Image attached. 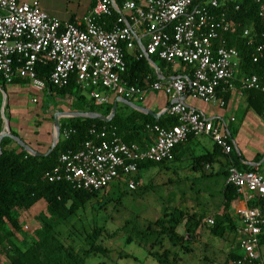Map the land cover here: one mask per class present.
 <instances>
[{"label":"built area","instance_id":"built-area-1","mask_svg":"<svg viewBox=\"0 0 264 264\" xmlns=\"http://www.w3.org/2000/svg\"><path fill=\"white\" fill-rule=\"evenodd\" d=\"M230 1L122 0L119 5L117 0H94L83 21L63 23L37 3L0 0V79L4 84L27 81L35 91L43 92L46 83L38 77V67L52 65L50 84L65 88L74 78L89 99L101 106L109 104L111 96L143 100L150 91L172 100L167 112L177 124L171 128L146 125L151 139L144 146L125 143L115 128H92L80 150L60 155L58 166L46 174V180L87 192H103L113 183L123 182L134 191L140 184L134 179L139 163L171 162L175 149L190 137H208L223 154L230 155L234 147L226 121L209 119L184 102L190 97L225 108L219 91H235L238 79L242 92L259 90L264 94V78L240 77L238 50L220 44L232 24L225 12L217 11ZM260 16H264V5ZM244 35L249 36V31ZM126 53L136 60L148 55L169 65L178 63L190 69V78L159 79L139 88L129 82ZM263 57L261 45L253 55L254 62ZM72 133L75 131H65L64 138ZM227 181L239 195L248 194L255 201L239 214L236 233L240 254L226 264H264L260 251L264 240V174L256 167L246 171L231 164ZM208 224L214 221L208 220Z\"/></svg>","mask_w":264,"mask_h":264},{"label":"trees","instance_id":"trees-1","mask_svg":"<svg viewBox=\"0 0 264 264\" xmlns=\"http://www.w3.org/2000/svg\"><path fill=\"white\" fill-rule=\"evenodd\" d=\"M122 0H117L120 5ZM261 5L264 0H231L229 4L218 13L225 12L227 19L232 24V30L222 39V43L226 47H232L238 50L241 58V76L251 77L253 75L264 78V57L258 62H254L253 55L259 46L264 45V16H260ZM114 19L118 18L115 14ZM248 30L249 36H245L244 32ZM126 61L129 72V82L145 88L147 82L150 84L159 81L155 70L150 66L149 62L144 58L136 60L133 54L126 53ZM152 60L163 72L164 76L178 75L179 71H175L173 65H169L157 57ZM52 71V65L46 67H38V77L45 81L46 88L44 94L61 102L70 100L72 112L97 113L103 116H109L113 104L117 97H113L109 104L101 106L90 100L88 93L83 91L73 78L69 85L65 88L54 87L48 81V76ZM187 76L190 78V69L186 70ZM27 84V81L15 82L14 84ZM0 89L7 91V85L0 79ZM231 91H219L226 102L230 100ZM246 96V104L248 107L254 106L261 117L264 118V94L259 90H247L243 92ZM10 106L5 107V117L11 121L9 113ZM61 137L55 150L48 156L36 157L29 154L25 149L21 148L12 139L5 138L1 143L0 154V256H6V261L0 258V264H85L87 259L97 254H107L110 250L102 247L97 243L103 236L105 229L100 228L94 230L84 239L89 248H83L79 251L75 250L69 235L66 241L70 244L66 245L58 239L57 228L74 218L77 213L83 209L88 203L92 202L101 192H87L77 190L68 183H50L46 180V174L52 172L59 162V157L63 153L76 152L81 149L82 145L89 139V131L92 128L102 129L115 128L118 136L127 144H139L144 146L150 142L151 137L145 131L146 125H160L171 128L177 124V120L166 112L160 120H156L150 115L129 108L127 105L119 104L116 116L110 123L88 118H65L61 122ZM4 123L1 115L0 104V133L2 132ZM74 130L68 139L64 138V132ZM12 134L16 135L13 131ZM194 137H190L191 140ZM23 140V139H21ZM24 141V140H23ZM232 141V139H231ZM25 142V141H24ZM26 143V142H25ZM28 145V143H26ZM179 145L174 151L175 162L176 155L182 146ZM14 145L16 147H14ZM216 151L222 153L221 149L216 146ZM51 149L48 147L47 153ZM36 151V150H35ZM38 152V151H36ZM42 153V154H45ZM223 154V153H222ZM227 157V171L231 164L240 170L251 171L249 166L241 165V156L233 151ZM195 161L202 166L210 163L212 160L208 156L195 158ZM169 162L153 163L141 162L138 164L137 174L134 176L136 182L144 172L156 168L164 167ZM122 182H117L120 184ZM107 191V189L105 190ZM238 197L237 190L230 184L225 188V208H229L231 203ZM44 202L46 204V214L39 215V227L34 231L35 239L29 244L26 240L16 244L14 239L22 234L23 217L30 212L37 204ZM107 203L99 204L100 209H104ZM184 212L178 211L177 208L170 215L165 213L163 217L158 218L154 222L149 223L145 229H135L136 237L141 244L147 245L150 253L163 264L169 263V259L165 258L168 251L160 254L156 251L157 247H163L166 239L169 240L173 247H177L179 242L183 241L184 236H180L178 228L183 224ZM199 220L198 223H200ZM196 224V226L198 225ZM230 233H236V225L229 220ZM225 222L214 224L210 227V232L214 235L221 236L224 230ZM127 225L123 229H118L113 233H107L108 239L117 237L126 230ZM190 226L186 228L187 234L192 238L196 228ZM128 243L132 242L131 237L127 239ZM182 245L183 242H182ZM264 240L261 241V246ZM187 250L189 247L184 245ZM239 250V248H238ZM239 256L238 251L230 254L227 263ZM177 258L173 264L177 263Z\"/></svg>","mask_w":264,"mask_h":264},{"label":"rangeland","instance_id":"rangeland-1","mask_svg":"<svg viewBox=\"0 0 264 264\" xmlns=\"http://www.w3.org/2000/svg\"><path fill=\"white\" fill-rule=\"evenodd\" d=\"M175 67L179 68L181 65L177 63ZM152 101L165 105L167 96L163 93L150 91L145 94L143 100L136 99L133 103L138 107H146ZM70 103V100L57 102L47 97L43 92L35 91L32 86L16 88L7 86L6 92L0 90L1 110L4 107L3 114L1 112L4 125L5 119L8 120L4 117L5 107L8 105L10 106L9 113L11 116L9 128L18 135V138L28 143L32 149L41 148L43 144L44 146L46 145L45 150L52 145L55 128L53 116L57 112H72ZM227 113L229 119H236L235 126L237 127L241 125L242 119L245 117L256 120L260 118L257 109L254 106L248 107L245 102L238 111H228ZM62 119L65 118H61L60 122ZM260 134V131L254 130L253 126H247L244 132V136L252 144L258 141ZM232 135L235 140H238L236 132H233ZM14 147L16 146L14 145ZM187 169L189 170L187 165L182 166L170 162L164 167L152 168L144 172L143 176L140 177V184L134 191H130L127 184L123 182L118 184V186L117 182L113 183L107 188V191L98 194L92 202L81 209L74 218L57 228L59 241L69 245V240H65L69 235L72 237L70 241H72L75 250L79 251L83 248H89L84 241L87 235L96 229L104 228L105 232L97 243L110 251L107 254L93 255L87 259L85 264H163L148 249H144L139 244L140 241L136 237L134 228L143 230L149 223L163 217L165 213L170 215L176 208L184 213L188 209L189 213L193 214L194 206L195 208H200L202 204H205L202 201L204 198L209 199L212 198L211 196H215L220 201V190L222 185H224L222 175L216 176L214 172L205 169L190 173ZM202 189L206 193L201 199L200 196L196 198L197 192ZM102 202L107 203L104 209L99 207ZM214 203L216 205L219 204V202ZM40 214H46V204L44 202H40L24 215L23 232L14 239L16 244L24 240L30 244L35 239L34 231L39 227L38 216ZM127 223L128 227H126V230L117 235V237L108 239L105 236L106 232L113 233L118 229H123ZM178 233L180 236L185 237L183 227L178 229ZM193 233L194 236H197L196 231ZM227 233L229 234V232ZM225 236L227 237V234ZM225 236L217 237L218 239L216 238L213 241H225ZM128 237H131V243L127 242ZM229 240L234 244L237 242L234 235H230ZM187 246L200 259L207 258L208 254H203L200 249L194 248V246L191 247V245ZM213 247L211 245L210 250H208L213 262L209 263L207 260L202 264L207 262V264H222L225 254L224 250L228 249V244L225 243L224 249L216 248L217 250H213ZM172 250V245L168 239L165 240L163 247L158 246L156 249L160 254L168 251L169 253L165 256L166 259L167 257L170 259L173 255ZM260 251L264 261V245L261 246ZM175 257L176 254L174 255ZM0 258L2 261L7 260L5 255L0 256ZM208 258L210 259V256ZM193 263L194 261L190 264ZM196 264L199 263L197 262Z\"/></svg>","mask_w":264,"mask_h":264},{"label":"crops","instance_id":"crops-1","mask_svg":"<svg viewBox=\"0 0 264 264\" xmlns=\"http://www.w3.org/2000/svg\"><path fill=\"white\" fill-rule=\"evenodd\" d=\"M18 1L26 4L37 3L44 12H46L50 16L58 18L63 23L83 21L88 16L91 8L94 5V0H18ZM145 42L146 39H144V43ZM173 68L175 71H179L178 75L170 74L169 77H166L164 76L163 72L160 70L162 76L165 79H169L172 77L187 76L186 70L188 68H185L183 66L179 68L173 66ZM7 86H13L16 88V87L30 86V85L29 83L25 85L19 83V84L7 85ZM235 86H236V90L231 93L230 100L226 102L225 108H220L217 105H209L202 101L194 100L190 97H186L184 99V102L186 103L187 106L196 109L199 112H202L209 119H222L226 121L227 128L230 137L232 139L234 151H236L241 156L240 164L249 166L251 168L256 167L260 173L264 174V122H263L264 118L259 116L260 118L256 120V119H248L247 117H245L242 119L240 126L238 127L235 126L236 119L234 118L229 119L227 112L238 111L240 106L244 102L246 103V96L241 90V83L239 79L235 81ZM112 98L113 96H111V99ZM126 100L133 103L136 99H126ZM171 104H172V100H170V98L167 97V103L165 105L157 101H152L150 105L142 108L149 109L154 113H162L168 110ZM247 126L248 127L253 126L254 130H259L261 133L258 141L255 144H252L248 140V138L244 136V132L246 131ZM233 132H236L238 134V138H237L238 140L234 139L232 135ZM33 145L35 146L34 143ZM45 147L46 145L44 146L42 144L41 148H36L34 150L38 151L39 153H45L48 149L47 148L44 150ZM176 156L177 159L175 160V162H172V164H177L182 166L187 165V167H189V170L188 169L187 170L190 173L205 169L214 172L216 176L222 175L224 178L223 181L224 185H222V189L220 190V195H219L220 201L217 200V197L211 196L214 202H219L218 205H216L212 201V198L209 199L204 198L202 199V201H204L205 204L204 205L202 204L200 208H195L194 206V209L192 210L193 214L189 213L188 209L184 213L185 216L183 218V224H181L178 229H180L181 227L184 228L185 237L183 241L179 242V245L177 247L172 246L173 255L169 259V264H173L175 258H177L176 264H190L193 261H194L193 264H196L197 262L199 264H202L207 260L209 263H211L213 262V260H211V255H209L208 253V250H210L211 245L214 246L213 250H217L216 248L224 249L225 243L228 244V249L224 250L225 254L223 256L222 264H226L227 261L230 259V254L232 252L238 251V254H240V250H238V245H237L238 242L234 244L229 240L230 235H234V237H236L237 239V233H230L229 227H227L230 224L229 220H231V222H233V224L236 225L237 228L240 212L248 207L253 206L255 199H252L251 196L248 194L246 196H241L238 194L237 199L231 203L230 207L228 209L225 208V202H226L225 188L228 185L227 174L225 171V169L227 168L226 167L227 157L225 154L216 151L215 144L212 139L208 137H194L191 140H188L184 146L179 148ZM201 156H208L211 158L212 161L210 163H207L205 165L203 164L202 166L198 167L199 164L195 161V158ZM204 193H206L204 189L200 190L199 192H197L196 198L200 196L201 199L204 196ZM199 220H201L200 223H198ZM208 220H213L214 224L225 222L224 225L225 232L221 236L214 235L212 232H210V227L213 226L214 224L213 225L208 224ZM197 223L198 225L196 226ZM190 226L196 228L197 236H194L193 238H191L186 231V228H190ZM227 232H229V234ZM226 234L227 237L225 236ZM223 236L226 237L225 241L224 240H221L219 242L213 241L217 237L220 238ZM182 242L184 245H191V247L194 246V248L196 247L200 249L203 252V254H208L207 258L204 257L200 259L199 257H197V255L194 254L195 253L194 251L189 249L187 250L185 247H183L184 245H182ZM139 244L142 247H144V249H148L149 251L147 245L141 243ZM175 254L176 257L174 258ZM208 256H210V259L208 258Z\"/></svg>","mask_w":264,"mask_h":264},{"label":"water","instance_id":"water-1","mask_svg":"<svg viewBox=\"0 0 264 264\" xmlns=\"http://www.w3.org/2000/svg\"><path fill=\"white\" fill-rule=\"evenodd\" d=\"M138 45H139L140 49L143 52H145L144 46L142 45L140 40H138ZM145 59L149 62L150 66L155 69L158 78L164 80L165 78L162 76V73H161L159 67L155 64V62L152 60V58L149 57L148 55H146ZM119 104H126V105H128L129 107H131L132 109H134V110H136L138 112H141V113H143L145 115H150V116L154 117L157 121L160 120L161 117L168 111V110H166L165 112H162V113H154L153 111H151L149 109L138 107L137 105L133 104L132 102H130V101L124 99V98H117L115 100L114 104H113V107H112V110H111V113H110L109 116H103V115H100V114H97V113L57 112L53 116L54 117V126H55L54 135H53V142H52V145H51V149L45 154L36 152L29 145H27L23 140H21L20 138L14 136L12 134L11 129L8 126L9 125V120L5 119L4 128H3L2 132L0 133V154H1V143H2L3 139L10 138L14 142H16L17 145H19L21 148L25 149L29 154H31L33 156H36V157L48 156L55 150V148L57 147V145L59 143V140H60V137H61V124H60V119L61 118H88V119L99 120V121H103V122H106V123H110L114 119V117L116 116ZM1 112L3 114L4 107L2 108Z\"/></svg>","mask_w":264,"mask_h":264}]
</instances>
